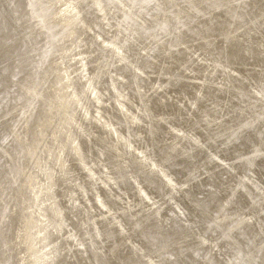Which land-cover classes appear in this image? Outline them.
<instances>
[{
    "label": "clouds",
    "instance_id": "clouds-1",
    "mask_svg": "<svg viewBox=\"0 0 264 264\" xmlns=\"http://www.w3.org/2000/svg\"><path fill=\"white\" fill-rule=\"evenodd\" d=\"M0 12V264H264V0Z\"/></svg>",
    "mask_w": 264,
    "mask_h": 264
},
{
    "label": "bare ground",
    "instance_id": "bare-ground-1",
    "mask_svg": "<svg viewBox=\"0 0 264 264\" xmlns=\"http://www.w3.org/2000/svg\"><path fill=\"white\" fill-rule=\"evenodd\" d=\"M0 9H3L4 12H7V0H0ZM0 15H3L2 12H0ZM11 15L10 12L7 13V16H5V18H9Z\"/></svg>",
    "mask_w": 264,
    "mask_h": 264
}]
</instances>
